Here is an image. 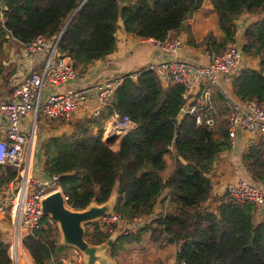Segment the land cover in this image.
Here are the masks:
<instances>
[{"label":"trees","instance_id":"trees-1","mask_svg":"<svg viewBox=\"0 0 264 264\" xmlns=\"http://www.w3.org/2000/svg\"><path fill=\"white\" fill-rule=\"evenodd\" d=\"M202 0H1L0 88L8 87L11 66L5 67L9 44H26L36 36L58 35L57 52L68 57L77 74L115 48V30L120 22L125 33L164 39L185 30L186 20ZM220 36L208 32L198 43L212 55L238 42L246 57H256V69L243 67L231 79L237 100L264 101V0H209ZM255 15L246 26L236 25L242 14ZM67 22V23H66ZM6 43V44H5ZM6 45V46H5ZM121 74L112 99L126 114L132 128L111 149L102 139L109 110L99 116L78 119L68 133L51 135L42 145V170L57 177L56 184L67 196L72 211L91 203L100 205L114 191L112 211L132 219L150 215L161 191L166 190L174 210L158 213L128 235L118 234L110 246L115 256L148 232L152 242L166 239L177 246L172 264H264V221H254L255 207L226 195L209 206L211 193L207 174L215 156L229 148L224 128L195 125L191 117L176 118L182 86L162 87L154 72L140 68ZM2 91V89H1ZM250 183L264 186V139L244 148L240 156ZM171 165L163 179L160 172ZM15 177V167L0 164V193ZM17 179V178H16ZM17 182V181H16ZM254 182V183H253ZM255 185V184H254ZM43 223L45 215L43 216ZM83 240L99 245L108 239L96 223L83 224ZM32 264H62L68 246L59 240L56 225L32 229L21 238ZM6 244L0 238V264H10Z\"/></svg>","mask_w":264,"mask_h":264},{"label":"built area","instance_id":"built-area-1","mask_svg":"<svg viewBox=\"0 0 264 264\" xmlns=\"http://www.w3.org/2000/svg\"><path fill=\"white\" fill-rule=\"evenodd\" d=\"M245 22V18H241L238 24ZM57 41L58 35L50 39L36 36L30 42L21 44L23 56L37 58L39 66L28 69L13 84L9 101H0V164L15 166L18 175L16 189L12 191L15 182L12 179L0 193V235L7 246L11 262H15L18 250L21 254L25 253L21 245L23 235L40 226L56 224L49 214L43 223L45 213L42 200L54 192L60 193L62 202L67 200L56 184L55 175L44 180L37 174L40 170L33 171L31 168L36 158L41 159V146L34 143L38 111L42 112L44 119L64 122L72 120L81 108L90 106L87 116L91 117L99 116L102 110L107 109L109 114L103 129L104 137L122 136L133 126L128 115L121 114L113 106L112 95L121 77L97 79L87 89L74 88L69 83L83 73L78 75L70 59L57 52ZM139 41L163 55L159 61L149 60L146 66L147 70L156 74L160 84L167 86L175 83L182 86V103L176 118L188 116L195 125L213 130L216 121L211 95L218 77L222 85H229L232 71L238 72L246 66L239 44L226 46L220 55L210 54L201 45L197 48L200 61L189 62L174 59L184 43L187 45L177 36L164 39L145 37L139 38ZM130 77L134 79L135 74ZM231 95L220 94L229 148L234 146L237 132L248 135L251 141L263 138L264 101L254 98L237 100ZM224 195L237 202L250 203L256 211L264 204L263 194L254 184L241 177L233 179L224 187L221 197ZM142 217L127 219L115 212H107L96 219V226L102 233L111 234L119 229L122 234L128 235L135 231ZM62 263L87 264L83 250L75 245L68 247Z\"/></svg>","mask_w":264,"mask_h":264},{"label":"crops","instance_id":"crops-1","mask_svg":"<svg viewBox=\"0 0 264 264\" xmlns=\"http://www.w3.org/2000/svg\"><path fill=\"white\" fill-rule=\"evenodd\" d=\"M212 7L209 3V0H202L201 6L193 12L191 17L186 20L188 24L189 32L192 37V42H189L185 30H179L178 32H171L169 33L170 38L177 36L183 42H187L183 48L175 54L174 59L180 61H200L198 59V52L197 48L201 45H197L201 39L205 36L206 33L210 32L211 30V20L212 18L216 24V18L212 12ZM241 17L245 18L247 22L253 21L255 15H249L242 13L240 14ZM239 17V16H238ZM217 26V24H216ZM242 29L235 35V39L242 43ZM213 36L219 37L220 31L212 33ZM240 44L238 42H233ZM6 44V43H5ZM145 45L141 43L139 39L135 36H132L128 33H125L121 27L120 22H118V27L115 30V48L114 50L105 56L101 60L95 61L91 66L85 70V72L80 76L77 77L76 80L69 83V85L73 86L76 89H87L91 86L97 79L101 78H109V77H118L123 73L126 72H133L139 70L140 68H144L146 62L149 60L159 61L163 58V55L157 54L151 47L149 46H142ZM248 68L256 69L258 64V59L255 57H245L243 61ZM37 63V64H36ZM40 61L37 58H26L23 56V52L21 50V46L14 41H11L9 44V50L7 54V58L5 60V67L11 66L13 68L12 73L9 74L7 78L8 88L10 89L8 95L11 92V88L13 84L19 81L26 73L28 69L37 68L39 66ZM238 72L232 71L230 74L232 77L235 76ZM220 77H218L217 84L212 89V105L215 110L213 114L215 118V126H214V136H218L220 130L222 128L225 129V113L224 109L220 103V94L227 93L232 94L231 91V83L229 85H222L220 82ZM0 88V93L2 92ZM232 96V95H231ZM90 106L86 108H81L75 114L74 119L77 115L84 117L87 115V111ZM220 109H223V114L220 113ZM61 122L55 123H45L46 126L51 127L53 125L58 126ZM65 125V124H62ZM65 129H70L69 127L65 126L63 131H49L46 134H37L36 137V144L41 145L49 136L51 135H59L62 133H68L69 131H65ZM52 130V129H51ZM259 139H264L259 138ZM257 140L251 141V138L241 132H237L234 138V146L232 148H228L227 150L218 153L215 156V159L212 163L211 169L207 174V178L210 182L211 193L209 199L205 202V204L209 206H214L217 204V199L221 197L223 193L224 187L231 183L233 179L237 177H241L246 179L247 181H251L249 175L244 171L242 162L240 160V156L243 153L245 147L249 144L256 142ZM118 145V138L113 141L111 145L112 149H116ZM42 156L39 159V165L33 168V171H38L42 165ZM171 170V165L169 164L165 170L160 173L161 178H165L167 174ZM41 173L40 171L37 173L38 175ZM254 183V182H253ZM258 189V183H254ZM261 185V184H259ZM262 186V190H259L264 196V186ZM114 191L111 192V195L104 203L97 205L91 203L87 208L81 210L80 212L86 211L88 209H100L101 214L107 213L111 211L112 205L114 202ZM175 203L172 202L169 196L166 194V190L161 191L160 195L156 199L155 204L153 205L152 212L150 215L143 216L145 219H149L151 216H155L158 213H165L168 211H173L175 208ZM99 216V215H98ZM95 216L90 220H84L80 222L81 229L83 230V224L85 222H93L98 217ZM0 214V223H1ZM254 221H262L264 220V204L260 207L257 211L254 212ZM59 233V240L63 244H66L68 247L74 244L67 243L65 238L62 234V230L59 224H56ZM119 233H114L108 236V239L99 244V245H87L85 243V247L90 249V254H85V259L87 264H172L174 261V254L177 250V246L173 243H168L166 239L164 243H156L152 242L149 239L148 232L143 233L140 236L139 242H131L125 246V249L120 253L116 254L115 256H110L109 254V247L111 246L112 241L116 238ZM85 242V241H84ZM24 249V248H23ZM129 250H131V255H129ZM23 254L21 257L25 260L26 264H29L30 257L27 251L24 249ZM126 253V254H125ZM67 254V251H66ZM102 255V258L99 257ZM66 256V255H65ZM64 256V257H65ZM28 257V258H27ZM61 258L62 259L64 258ZM97 258L101 261L98 262ZM29 259V260H28ZM32 264V263H31ZM64 264V263H62Z\"/></svg>","mask_w":264,"mask_h":264},{"label":"water","instance_id":"water-1","mask_svg":"<svg viewBox=\"0 0 264 264\" xmlns=\"http://www.w3.org/2000/svg\"><path fill=\"white\" fill-rule=\"evenodd\" d=\"M116 138V135L106 137L105 142L107 144H112ZM42 178L44 180H49V176L45 172L42 173ZM42 210L45 214L49 213L51 218L58 221L67 243L74 244L79 249L83 250L84 254H90V249L85 247L80 222L90 220L100 215V209L91 208L83 212L71 211L64 206L60 193L54 192L42 200Z\"/></svg>","mask_w":264,"mask_h":264},{"label":"rangeland","instance_id":"rangeland-1","mask_svg":"<svg viewBox=\"0 0 264 264\" xmlns=\"http://www.w3.org/2000/svg\"><path fill=\"white\" fill-rule=\"evenodd\" d=\"M212 12H213V14H214V17H215V13H214V11L212 10ZM211 27H212V29L211 30H209V31H211L212 33L213 32H217L219 29H218V27L216 26V24H215V21H214V19L212 18V20H211ZM146 45V44H145ZM145 45H142V46H145ZM6 46V45H5ZM147 46V45H146ZM145 46V47H146ZM147 48V47H146ZM37 64V63H36ZM31 69H33L32 67H31ZM9 91H10V89L8 88V87H5V88H3L2 89V92L0 93V101H4V102H7V101H9V98H8V93H9ZM40 109V108H39ZM220 113L221 114H223V109H220ZM80 118H82L80 115H77L76 116V118L74 119H72V120H70V121H60V120H48V119H44L43 118V114H42V112H40V110L38 111V114H37V117H36V135L38 134V135H40V134H46V133H48L49 131H57V130H61V131H63V128L65 127V126H67V127H69L70 129H65V131H69V130H72V127H73V124L78 120V119H80ZM50 122H55V123H59V122H61L60 123V125H58V126H55V125H53V126H51V127H48V126H46L45 125V123H50ZM62 124H65V125H62ZM52 129V130H51ZM103 138V132H102V135H101V139ZM118 146V145H117ZM39 165V160L36 158V160H35V162L31 165V168L33 169V168H35L36 166H38ZM161 173V172H160ZM17 185H18V183L17 182H14L13 183V188H12V191H14L15 189H16V187H17ZM258 189L259 190H262V186L261 185H259L258 184ZM91 206V205H90ZM72 211V210H71ZM253 218H254V216H253ZM146 219L144 218V217H142L141 218V220L139 221V225H137L136 226V229H135V231L134 232H136V230L138 229V228H140L143 224H144V221H145ZM264 221V220H263ZM133 232V233H134ZM114 233H120V230L119 229H115L111 234H109V235H112V234H114ZM0 238H3L1 235H0ZM164 243V240L162 239L161 241H159V242H156V243ZM109 250H110V247H109ZM20 252V251H19ZM131 250H129V255H131ZM126 254V253H125ZM99 257H101L102 258V255H100ZM28 258V257H27ZM20 261H19V263L18 264H26L24 261V259L21 257L20 259H19ZM29 260V259H28ZM97 261L98 262H101L98 258H97ZM10 264H16L15 262H11L10 261ZM29 264H31V262H30V260H29Z\"/></svg>","mask_w":264,"mask_h":264},{"label":"clouds","instance_id":"clouds-1","mask_svg":"<svg viewBox=\"0 0 264 264\" xmlns=\"http://www.w3.org/2000/svg\"><path fill=\"white\" fill-rule=\"evenodd\" d=\"M246 15H247V14H246ZM241 18H243V17H241V15H239V17H237V19H236V25L238 24V21H239ZM0 21H1V14H0ZM248 23H249V22L246 21V22L243 23L241 26H242V27H243V26H246ZM114 35H115V34H114ZM167 37H168V36H167ZM52 38H53V37H52ZM137 38L139 39V37H137ZM143 38H145V37H143ZM14 42H15V41H14ZM18 44H19V43H18ZM19 45L21 46V44H19ZM197 45H199V44H197ZM240 45H241V44H239V46H240ZM147 63H148V62H146V64H145V67H144L145 69H146ZM86 70H87V69H86ZM136 71H137V70H136ZM136 71H133V73H131V74H134ZM239 71H240V70H239ZM239 71H238V72H239ZM83 73H84V72H83ZM154 74H155V73H154ZM155 75H156V74H155ZM118 77H121V75L118 76ZM156 77H157V76H156ZM158 81H159V79H158ZM159 83H160V81H159ZM172 84H173V83H172ZM174 84H175V83H174ZM168 85H169V84H168ZM161 86H162V85H161ZM162 87H166V86H162ZM12 88H13V86H12ZM12 88H11V91H12ZM10 93H11V92H10ZM8 98H10V94L8 95ZM102 111H103V110H102ZM102 111H101V112H102ZM86 116H87V115H86ZM96 117H97V116H96ZM107 118H108V117H107ZM107 118H106V120H107ZM106 120H105V122H106ZM105 122H104V126H105ZM103 129H104V128H103ZM102 132H103V131H102ZM125 134H126V133H125ZM122 136H123V135H122ZM36 137H37V135H36ZM36 137H35L34 143H36ZM120 137H121V136H117L118 140H119ZM105 138H106V137H104V136H103V138H102V140H103L104 142H105ZM117 138H116V139H117ZM116 139H115V140H116ZM45 141H46V140H45ZM45 141H44V142H45ZM44 142H43V143H44ZM43 143L40 145V146H41V149H40V158H41V156H42V159H43V155H42V145H43ZM105 143H106V142H105ZM106 144H107V143H106ZM112 144H113V142H112ZM112 144H107V145L111 148V145H112ZM111 149H112V148H111ZM32 162H34V160H33ZM6 165H7V164H6ZM11 166H13V165H11ZM13 167H15V166H13ZM40 169H41V173H40L39 175H41V177H42V173L44 172V171L42 170V165H41V168H40ZM40 169H39V170H40ZM17 176H18V175L16 174V167H15V177H14L13 180H15V182L17 181V183H18V177H17ZM48 176H49V175H48ZM16 178H17V179H16ZM11 180H12V179H11ZM6 188H7V186H6ZM60 192H61V191H60ZM61 194H62V193H61ZM63 195H64V194H63ZM66 201H67V200H66ZM63 204H64V206H65L67 209L71 210V209L67 206L66 202H65V203L63 202ZM109 212H113V211L111 210V211H109ZM48 214H49V213H48ZM103 214H104V213H103ZM46 215H47V214H45V216H46ZM100 215H102V214H100ZM100 215H99V216H100ZM118 215H119V214H118ZM99 216H98V217H99ZM98 217H97V218H98ZM121 217H122V216H121ZM97 218H96V219H97ZM96 219H95V221H94L95 223H96ZM54 220H55V219H54ZM55 221H56V220H55ZM57 223H58V221H56V224H57ZM56 224H54V225H56ZM104 234H105V233H104ZM119 234L124 235V234H122L121 232H120ZM108 235H109V234H108ZM1 239H2V238H1ZM67 249H68V248H67ZM84 255H85V254H84ZM8 257H9V256H8ZM10 261H11V260H10Z\"/></svg>","mask_w":264,"mask_h":264},{"label":"bare ground","instance_id":"bare-ground-1","mask_svg":"<svg viewBox=\"0 0 264 264\" xmlns=\"http://www.w3.org/2000/svg\"><path fill=\"white\" fill-rule=\"evenodd\" d=\"M16 260H15V263L18 264L19 263V259L21 258V252H19V250L16 252Z\"/></svg>","mask_w":264,"mask_h":264}]
</instances>
